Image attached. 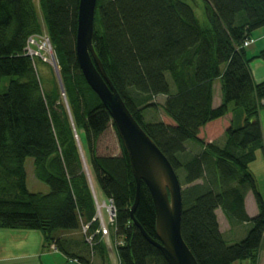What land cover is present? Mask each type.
<instances>
[{
	"label": "trees",
	"instance_id": "obj_1",
	"mask_svg": "<svg viewBox=\"0 0 264 264\" xmlns=\"http://www.w3.org/2000/svg\"><path fill=\"white\" fill-rule=\"evenodd\" d=\"M201 1L96 0L93 48L126 108L177 176L181 236L196 263L257 264L264 202L249 166L257 151L264 154V82H254L250 63L264 62V49L248 58L243 44L254 31H264V0ZM78 2L38 0L36 8L33 0H0V229L38 231L44 248L53 245L78 264L104 259L77 136L93 183L115 210L108 235L118 264H166L130 219L136 183L128 157L79 70ZM42 33L54 53L65 104L56 82L46 88L24 51L27 39ZM216 80L221 103L214 108ZM159 97L163 101L156 104ZM109 127L119 153L98 156L97 142ZM220 132L221 141H207ZM27 158L48 193L28 192ZM248 192L258 211L252 218L244 208ZM216 210L232 227L247 225L246 236L228 244ZM134 219L155 239L154 207L143 183Z\"/></svg>",
	"mask_w": 264,
	"mask_h": 264
},
{
	"label": "water",
	"instance_id": "obj_2",
	"mask_svg": "<svg viewBox=\"0 0 264 264\" xmlns=\"http://www.w3.org/2000/svg\"><path fill=\"white\" fill-rule=\"evenodd\" d=\"M95 5L96 0H79L78 2L75 54L86 84L109 114L128 157L136 183L130 219L143 238L160 252L166 264H197L181 236L182 198L177 176L168 160L134 120L94 52ZM53 62L56 70V63L54 60ZM56 78L63 93L58 72H56ZM141 183L149 191L153 203L155 239L146 235L134 219Z\"/></svg>",
	"mask_w": 264,
	"mask_h": 264
},
{
	"label": "crops",
	"instance_id": "obj_3",
	"mask_svg": "<svg viewBox=\"0 0 264 264\" xmlns=\"http://www.w3.org/2000/svg\"><path fill=\"white\" fill-rule=\"evenodd\" d=\"M256 35V36H255ZM252 43L245 48L248 58H253L259 51L264 49V31L258 29L254 31L251 36ZM250 69L252 77L255 83L264 82V62L254 59L250 63ZM217 88V94L214 90ZM221 103L220 95V82L216 80L213 82V98L212 107H218ZM261 126V124H260ZM262 137L263 136V130ZM222 132L217 133L214 136L208 137L207 141H219L222 139ZM263 157L264 154L261 151ZM244 208L246 214L252 218L257 215V207L254 201L252 192H248L244 199ZM220 210H216V218L219 225ZM229 225V224H228ZM247 228V229H246ZM220 233H224L220 229ZM248 231L247 225L228 226V244L236 243L242 240ZM105 244V243H104ZM106 247V254L104 259H99L100 264H109L110 258L115 255V259L118 264V258L116 252ZM115 250V249H114ZM264 261V238L261 244L260 251L258 252L257 264H263ZM244 262V261H242ZM237 263V262H236ZM0 264H78L74 260H68L66 257L58 252H52L47 248H44L42 235L38 231H26V230H8L0 229ZM94 264V263H93ZM235 264V263H234ZM243 264V263H241ZM246 264H249L246 261Z\"/></svg>",
	"mask_w": 264,
	"mask_h": 264
},
{
	"label": "rangeland",
	"instance_id": "obj_4",
	"mask_svg": "<svg viewBox=\"0 0 264 264\" xmlns=\"http://www.w3.org/2000/svg\"><path fill=\"white\" fill-rule=\"evenodd\" d=\"M34 5L36 8H38V0H33ZM190 3V2H189ZM198 5L202 4L201 0H197ZM191 4V3H190ZM192 5V4H191ZM193 7V5H192ZM194 8V7H193ZM200 10V9H199ZM199 10L194 8L196 17L200 20H202L201 14L199 12ZM41 35H45V33H42ZM46 36V35H45ZM256 36V35H255ZM252 42H250L251 44ZM249 44V45H250ZM248 45V46H249ZM37 47H41V44L39 43ZM34 50H37V48H33ZM40 49V48H39ZM43 49V47H42ZM44 51H42L41 53L45 55V57L47 58L48 62L47 63H43L41 60L39 59H34L35 60V68L36 71L41 79L42 84L46 87V88H51L52 87V80H54L59 88L60 91V96L61 99L63 101V103L65 104V97L63 96V93L60 90L59 84L57 82V78H56V72L59 73V69L57 66V69L55 70L54 67V62L55 61V57H54V53L53 50L51 51V54L48 53L51 50V44H50V49L45 48L43 49ZM56 63V61H55ZM60 77V76H59ZM168 81H170L169 77L166 76ZM215 95L217 94V88H215L214 90ZM163 98L159 97L156 98L154 100V102L156 104H160L162 103ZM153 113V112H152ZM151 113V114H152ZM159 115L161 120L165 121L166 118L165 116L159 111ZM259 122L261 124L262 130H263V136H264V108H262L259 112ZM77 137V136H76ZM77 143H78V147L80 149L81 152V156H82V162L84 164V170L86 172L89 184H90V188L92 190V193L94 195L95 198V202H96V208L99 212H97V215L101 218V221L103 222V224L106 226V228L109 229V227L112 226V223L109 220V217L107 216V202L105 200V198L102 196L101 192L98 190L97 186L93 183V180L91 178L90 172L87 168L86 165V159L84 157V154L82 152V147L80 146L79 140L77 138ZM221 141V140H220ZM119 153V146H118V141H117V137L113 131V129L111 127H109L103 134L102 136L99 138L98 142H97V155L98 156H113V155H117ZM24 170L26 173V188L28 190L29 193L35 194V193H42V194H46L48 193V187L37 181L34 177V167H33V160L31 158H27L24 162ZM249 170L253 175V178L255 180L256 183V190L258 191V193L260 194L263 202H264V157L261 153V151H257L256 153V160L250 164L249 166ZM103 202L105 203L106 207L103 206ZM219 216V226L220 229L222 230L223 237L226 241H228V221L225 219V217L223 216V214L220 212L218 213ZM249 228V227H248ZM247 229V228H246ZM103 241L105 243V246H107V248L111 249L113 251V254L115 252V243L113 242L112 238L107 235L103 238ZM117 243V242H116ZM118 244V243H117ZM53 245H50L49 247H47V249H49L52 252H55L56 249H53ZM111 260L109 261V264H117V261L115 259V255H113V257L110 258ZM93 263L94 264H100L99 258H94L93 259ZM246 264V261L244 262H237L235 264Z\"/></svg>",
	"mask_w": 264,
	"mask_h": 264
},
{
	"label": "built area",
	"instance_id": "obj_5",
	"mask_svg": "<svg viewBox=\"0 0 264 264\" xmlns=\"http://www.w3.org/2000/svg\"><path fill=\"white\" fill-rule=\"evenodd\" d=\"M250 42H252V41L249 40V41L244 42L243 47L244 48L248 47ZM39 43L41 44V47H37ZM35 47L37 48V50L33 49ZM42 47H43V49H45V48L50 49V42H49L48 37L45 36V35H41V34L40 35H35V36H31V37H29L27 39L26 47H25L24 51H25V54L27 56H29L31 59L34 60V59L37 58V59L41 60L43 63H47L48 62L47 58L45 57L44 54L41 53L42 51H44L42 49ZM51 51H52V47H51L50 52H48V53L51 54ZM106 202H107V207H106L105 203L103 204V206H105L107 208V216L109 217L110 222L113 223V220H114V217H115V210H114V208L112 206V203L110 201H106ZM95 206H96V202H95ZM97 212H99V211L96 208V216H95V218L99 222V228H98L97 233L101 234V236L104 238L105 236L108 235V229L106 228V226L101 221V218L97 215ZM82 230H83V233H84L85 230H86V227H83ZM87 241H91V238H88ZM54 248L55 247H53V249Z\"/></svg>",
	"mask_w": 264,
	"mask_h": 264
},
{
	"label": "bare ground",
	"instance_id": "obj_6",
	"mask_svg": "<svg viewBox=\"0 0 264 264\" xmlns=\"http://www.w3.org/2000/svg\"><path fill=\"white\" fill-rule=\"evenodd\" d=\"M103 204H104V202H103Z\"/></svg>",
	"mask_w": 264,
	"mask_h": 264
}]
</instances>
